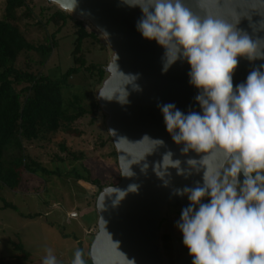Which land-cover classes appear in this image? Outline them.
<instances>
[{
  "label": "clouds",
  "instance_id": "obj_1",
  "mask_svg": "<svg viewBox=\"0 0 264 264\" xmlns=\"http://www.w3.org/2000/svg\"><path fill=\"white\" fill-rule=\"evenodd\" d=\"M126 3L141 9L136 27L142 37L165 49L163 71L185 60L189 83L198 89L199 112L185 113L172 103L160 106L167 132L183 145L182 154L201 156L186 161L187 171L204 169L202 185L177 190L189 201L177 227L192 264H264V71L253 69L245 82L233 84L238 58L264 59V41H253L238 28V13L225 14L231 0ZM172 157L171 151L163 155L154 169L158 176L169 168L185 173ZM46 253L42 264H58L50 248ZM72 264H85L81 249Z\"/></svg>",
  "mask_w": 264,
  "mask_h": 264
},
{
  "label": "water",
  "instance_id": "obj_2",
  "mask_svg": "<svg viewBox=\"0 0 264 264\" xmlns=\"http://www.w3.org/2000/svg\"><path fill=\"white\" fill-rule=\"evenodd\" d=\"M49 1L93 25L115 50L110 66L105 67L106 74H111V84L105 95L97 93L108 114L121 179L98 194L97 232L90 246V264H129V260L134 264H162L160 225L166 220L171 226L172 215L181 214L189 204L187 196L177 194V190L203 184L204 169L187 171L186 163L201 156L191 151L182 154L183 145L173 142L160 110V106L172 103L185 113L200 111L195 100L198 89L189 83L190 66L179 59L163 71L165 49L155 40L144 39L137 30L141 9L126 3L134 0ZM224 11L226 15L238 13L242 18L238 28L253 41H264V0H231ZM238 59L234 86L245 82L253 69L264 71V59ZM152 140L164 144L157 146ZM169 151L174 160L181 161L186 170L183 175L169 168L161 177L154 170ZM218 162H223L222 156ZM130 185H135L136 191H129ZM115 189L126 194L122 197ZM176 264H192V257L189 253L181 255Z\"/></svg>",
  "mask_w": 264,
  "mask_h": 264
},
{
  "label": "rangeland",
  "instance_id": "obj_3",
  "mask_svg": "<svg viewBox=\"0 0 264 264\" xmlns=\"http://www.w3.org/2000/svg\"><path fill=\"white\" fill-rule=\"evenodd\" d=\"M6 1L0 0V18L5 14ZM58 9L71 15L65 24H56L50 20ZM16 15L17 20L14 22L29 41L47 44L48 38L55 34L57 42L46 60L40 52H22L16 63L19 68L58 77L74 65L72 51L78 29L75 19L81 18L49 0H26V5L19 8ZM83 22L100 35V40L89 38L82 43L86 64L110 66L112 55L115 54L114 48L93 25ZM111 81L109 73L96 86L93 79L82 71L70 77L63 87L64 107L68 113L80 109L84 113L71 123L69 130L61 129L44 139L27 144V155L49 169L59 166L63 173L77 168L84 176L102 180L105 187L118 184L121 171L117 150L107 124V111L105 112L104 106L102 108L97 93L100 91L105 95ZM16 140L13 138L3 146L7 156L17 151ZM72 153L77 159H74ZM99 193L97 186L66 175L36 176L27 173L18 191L0 187V207L4 201L12 202L17 207V210L11 207L0 208V264H42L47 254L46 249L49 248L58 264H72L75 251L81 249L83 252V245V259L85 264H90L89 245L97 232L95 213ZM75 211L78 216L74 218L76 220H71L73 218H69V213ZM21 213H39L40 216L27 218ZM172 221L174 233L180 237L182 248L183 236L177 227L179 218L175 217ZM162 225L160 233L163 236L172 232L167 221ZM78 237L80 242L76 243ZM18 243L22 245L24 252L15 247ZM25 252L29 256L26 257Z\"/></svg>",
  "mask_w": 264,
  "mask_h": 264
},
{
  "label": "trees",
  "instance_id": "obj_4",
  "mask_svg": "<svg viewBox=\"0 0 264 264\" xmlns=\"http://www.w3.org/2000/svg\"><path fill=\"white\" fill-rule=\"evenodd\" d=\"M25 5L26 0H7L5 14L0 18V187L18 191L25 175L30 173L36 176H73L76 180L97 186L100 192L105 184L99 178L84 176L77 168H73L69 173H63L59 166L49 169L25 151V146L33 141L44 139L61 129L69 130L71 123L84 113L83 109L67 112L64 107L63 87L67 85L70 77L81 71L93 79L95 86L100 84L106 74L105 67L93 63L87 65L82 49L84 40H100V35L82 20L75 19L78 29L72 51L74 65L58 77L25 71L16 64L22 52H40L46 60L57 43L55 34L48 38L47 44H35L25 37L14 22L17 20L16 11ZM70 16L58 9L50 20L56 24H65ZM13 138L17 139V153L13 152L7 156L3 146ZM62 148L65 149L64 146ZM72 155L77 159L74 153ZM60 160L65 162L63 158ZM94 197L96 198V195ZM7 207L17 210L9 201H4L0 208ZM21 215L27 218L40 216L39 213ZM169 239V234L162 238L165 242ZM15 247L24 252L20 243L15 244ZM25 256H29V253L25 252Z\"/></svg>",
  "mask_w": 264,
  "mask_h": 264
},
{
  "label": "crops",
  "instance_id": "obj_5",
  "mask_svg": "<svg viewBox=\"0 0 264 264\" xmlns=\"http://www.w3.org/2000/svg\"><path fill=\"white\" fill-rule=\"evenodd\" d=\"M95 217H96V221H97V219H98L97 210H96ZM175 217H178L180 219V214L177 213V214H173L172 215V218H171V226L169 225L170 226L169 227L170 228L169 230H173V223L174 222L172 220ZM71 220H76V219L73 218ZM165 221L166 220H164V222L162 221V223H165ZM162 223L160 225V228H162V226H163ZM164 225L167 226V224H164ZM167 232H168V229H167ZM167 234L171 235L170 236V239L169 240H166L167 242L161 240L162 239V236H163L161 233H160V237H159V246H160L161 254H162V257H163L162 264H176L178 258L181 255L188 254V249L184 246V244H183V247H182L183 249L181 248L180 241H179V238L180 237H178L177 235H175L174 230H173V235H172L171 232H168ZM94 237H95V235H94ZM94 237H93V239H94ZM76 239H77L76 240V243H79L80 242L79 237L76 238ZM92 241L93 240L90 241V245L89 246H91ZM82 248H83V255H84L83 257H85V247H84V245L82 246ZM167 250L169 251L168 253H167ZM89 251H90V247H89Z\"/></svg>",
  "mask_w": 264,
  "mask_h": 264
},
{
  "label": "built area",
  "instance_id": "obj_6",
  "mask_svg": "<svg viewBox=\"0 0 264 264\" xmlns=\"http://www.w3.org/2000/svg\"><path fill=\"white\" fill-rule=\"evenodd\" d=\"M77 216H78V213L76 211L69 213V218H75Z\"/></svg>",
  "mask_w": 264,
  "mask_h": 264
}]
</instances>
